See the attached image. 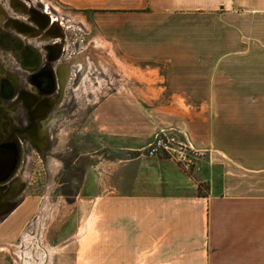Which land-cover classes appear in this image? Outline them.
Here are the masks:
<instances>
[{
	"label": "crops",
	"instance_id": "obj_1",
	"mask_svg": "<svg viewBox=\"0 0 264 264\" xmlns=\"http://www.w3.org/2000/svg\"><path fill=\"white\" fill-rule=\"evenodd\" d=\"M56 1L90 13L129 72L121 88L107 81L108 91L86 94L106 92L96 130L137 150L113 159L107 192L90 204L106 264H264V189L244 186L264 177V0ZM211 99L249 106L228 119L190 101ZM161 130L207 153L209 171L140 153ZM15 211L0 224L6 248L18 232ZM0 264H16L4 247Z\"/></svg>",
	"mask_w": 264,
	"mask_h": 264
},
{
	"label": "rangeland",
	"instance_id": "obj_2",
	"mask_svg": "<svg viewBox=\"0 0 264 264\" xmlns=\"http://www.w3.org/2000/svg\"><path fill=\"white\" fill-rule=\"evenodd\" d=\"M44 1L50 4L53 15L61 18L60 25L64 27L66 39L65 55L63 53V58H60L61 61L55 63L54 66L57 68L62 61L68 63L76 59L81 64L85 59L89 60L91 64L86 68V74L80 65L76 64L72 67L71 77L65 91L63 92L61 88V95L56 97L57 103L54 105L56 108L52 110L49 117L51 120H48L49 118L43 120V137L47 139V145L42 147L36 144L29 136L27 129L12 127V133L15 131L20 134L27 133L35 146L30 141H26V138L22 137L23 135L18 136L21 144L22 161H20L14 177L0 185L3 187L2 199H0V224L15 210L14 217L18 220V232L12 241L8 242L19 246V249L16 250L9 244L7 248H4L12 252L16 264H18V253L23 251L24 256H26L24 259L28 263L39 264L46 256L44 248L54 246L58 249L52 253L50 264H106L105 243L98 241L101 237L97 235L96 228L90 229V204L102 192H107V168L108 165H112L113 159L133 157L137 150H129L123 141L110 139L105 133L96 130L92 123L93 112L106 92L93 97H88L86 94L91 91H108L107 81H114L115 89L121 88L127 82L126 76L129 75V72L126 67H123L124 65L118 59L116 52L112 51L106 35L101 31L102 35L99 32L100 29L98 31L94 26L90 13L80 12L56 0ZM4 2L6 0H0V7L5 10L7 16L3 15V19L0 18V25H7L4 22L5 17L10 20L18 19L29 23L27 20L30 19V15L24 9L14 6L12 1L11 6L17 13L14 15L16 18L10 17L3 5ZM20 2L24 6L34 5L39 12L47 9L46 4L43 5L38 0H20ZM69 19L73 21V24H68ZM178 21L180 22V20ZM48 27L51 28L52 25L50 24ZM4 32L9 33L3 30L2 36ZM11 35L26 41L25 35L20 32L11 29ZM42 41L50 42L51 40ZM243 41L246 42L247 40L243 39ZM35 44L40 45L38 42ZM2 46L7 48L3 44ZM80 52H83V55L77 58ZM106 61H108L107 65ZM63 65L64 63L59 69L60 82ZM0 68L5 70L2 77L8 75L9 78L11 74H14L20 77L22 83L27 82L29 72L25 71L20 61L13 57L12 50L0 48ZM12 80L17 83L16 86L19 85L17 78L15 80L12 78ZM83 83L86 92L81 94L83 90L81 89L79 93L77 88ZM130 85L138 87V84L131 83ZM55 92L56 90L52 95ZM2 96L5 97L3 94ZM23 100L21 102L28 107L25 98ZM172 101V99H147L146 103L153 105ZM190 101H208L212 112L214 110L218 114L228 113V119L235 117L237 107L249 106L247 103L249 100ZM262 101L264 102V100H260V102ZM8 102L0 101V109H3L0 114L6 113L3 115L5 121L3 126H0V134L9 131L11 121L14 123L18 121L21 125L26 126L27 118L24 113L7 107ZM9 106L11 105L9 104ZM17 113L19 114L17 115ZM6 121L8 122L6 123ZM46 121L47 127L44 124ZM60 132H63V138L58 135ZM148 146L139 148L138 151L146 155L148 154ZM160 153H163V157L176 161L184 168L191 167L190 169H192L195 166L197 171H203V168H205V172L209 171L207 153H198L195 149H186L184 157H187V160L182 158V161H178L177 156L173 159L166 151ZM190 161L191 163H187ZM214 171H216L214 173L218 178L220 169L216 168ZM247 178L244 181V186L247 189L259 190L257 186L264 189V177L256 182L253 178ZM17 181H19L18 186L15 185ZM206 187V184H202L199 193L204 192ZM26 236L28 240L25 239ZM20 264L25 263L21 261Z\"/></svg>",
	"mask_w": 264,
	"mask_h": 264
},
{
	"label": "bare ground",
	"instance_id": "obj_3",
	"mask_svg": "<svg viewBox=\"0 0 264 264\" xmlns=\"http://www.w3.org/2000/svg\"><path fill=\"white\" fill-rule=\"evenodd\" d=\"M38 1L40 3H43V5L46 4L47 9L45 11L50 16L52 15V18H53L54 21H50V19H52L51 17L49 18V22L48 23H45V22L41 21L40 18H39V16L34 17V14H35V11L34 10L35 9L32 8L31 5H25L24 6V5L21 4V2L19 0H13L14 6H17V8L24 9L25 12L30 15V19H29L30 24L29 25H31L33 27V29L30 32L31 35H29V36L25 35V36H27V38H33L34 37V38H39L41 40H47V39L54 40V39H57L58 36H61L62 35V37L64 39L63 41H64V43H66V39H65V35H64V27L62 25H60L61 24L60 23L61 22V18H59V17L57 18L56 15H53L52 11L50 10V7L51 6H50L49 3H46L44 0H38ZM3 15H6L7 16V14H5V10L0 7V18L1 19H3ZM50 24L52 25L51 28L48 27ZM64 24H65V22H64ZM68 24H73V21H70V19H69L68 20ZM15 41L17 42V47H16V50L14 52H16V55H17V53L20 51V54H19L18 57L21 60L22 65L26 69H29L30 68L31 70H34V69L40 67V64H41L40 63L41 62V55H40L39 51L37 49H35V48L29 47L28 50H26V52L23 53L24 50H25V46H23L21 40L15 39ZM60 41H61V39H60ZM61 43H63V42H61ZM47 45L49 46V45H51V43H49ZM102 47H103V45H102ZM49 48L51 49L52 47H49ZM100 53H101V51H100ZM82 55H83V52L79 53V55H78L77 58H79V56H82ZM107 62L108 61H106V65H107ZM76 64L81 65L82 66V71L84 73L86 72V68L88 67V61L86 59L84 60V62L82 64L80 63V61H77V59L76 60H73L71 62H68V63H64L63 69H62V75H61L62 76V80L61 81H62V87L63 88L66 86L67 82L70 80L71 73H72V67L75 66ZM102 65H104V64H102ZM3 74H4V71L1 70L0 71V77H2ZM35 74L36 75H33V77H32L33 82L38 87L44 88L46 91H48V93H46V95L52 94V91L55 89L56 84H57L56 83V80H55V76H54V72H53L52 68H47V67L45 68L43 66ZM11 77L14 80L16 78L18 79V77H14V76H11ZM12 82L15 83V84H17L13 80H12ZM83 87H84V84H82L77 89V90H79L78 91L79 93L81 92V89L83 90L81 94H83L84 92H86V89L83 88ZM15 90H16L15 87L9 81H7V80L2 84V93L5 96L4 98H7V99L12 98L15 95ZM22 98L23 99L25 98V100H27V103H26V105L28 106L27 109H28L29 115L31 116V118L33 120V124L27 130L28 131V134L36 142V144H38V145H40V146L43 147V146L47 145V139L43 137V126H42V124L40 125L39 123H37L36 120L38 119L37 117L42 116L43 114H45V112L48 109H50V107L53 104L55 105L57 103V99L51 96L50 98L48 97L45 100H41L40 99V96H38V95L37 96L31 95L30 97H27V96H23L22 95ZM51 102H52V104H51ZM33 105L34 106L35 105L37 106V109L35 111H32V108L34 107ZM7 122L8 121H6V123ZM46 123H47V121L44 122L45 127H47ZM5 128H6V126H5ZM9 134L11 136H10V139H8V140H6L4 138L5 134H0V180H3L4 178H10V180H11L14 177V175L16 174V172H17L16 170H18L17 168L19 167L20 161H22V160H20V140L18 139V136L16 134V131L13 132V133L11 132ZM58 135L61 136V138H63V132L62 133L60 132ZM54 165H55V163H54ZM55 166H57V165H55ZM18 184H19V181H17V183H15L16 186H18ZM2 190H3V187H0V199H2V197H1L2 194H3L2 193ZM25 239L28 240V237L26 236ZM6 246H7L6 244L5 245L4 244H0V247H6ZM12 246H13V248H16V250L19 249V246H16L15 244H13ZM44 249L46 251V253H45L46 256L43 259V261L41 260L42 262L39 263V264H50L51 257H52V253L54 251H56L58 248L54 246V247H49V248L48 247H45ZM24 255H25L24 254V251L22 253H18V257H17L18 258V264H20L21 261H23L25 264H29L30 263V262L28 263V261L24 259V258H26V256H24ZM30 264H33V263H30Z\"/></svg>",
	"mask_w": 264,
	"mask_h": 264
},
{
	"label": "flooded vegetation",
	"instance_id": "obj_4",
	"mask_svg": "<svg viewBox=\"0 0 264 264\" xmlns=\"http://www.w3.org/2000/svg\"><path fill=\"white\" fill-rule=\"evenodd\" d=\"M13 0H6V2L3 3L4 7L6 8L8 14L10 17H14V15L17 13L15 10H13L12 8V2ZM20 1V0H19ZM8 4V6H6ZM30 5V4H28ZM32 8H34L35 10V14H34V17H37L39 16L40 20L45 22V23H48L49 22V18L51 17L49 14H47V12L45 10H43V12H39L34 5H31ZM12 9V10H11ZM48 15V16H47ZM16 18V17H14ZM29 22V20H27ZM50 21H54L53 19H50ZM4 22L7 24L6 26L4 25H0V48L2 49H7V50H12V54H13V57L17 60L20 61V64L22 66V68L25 70V71H28L29 72V76H28V79H27V82L26 83H22L21 79L19 76L17 75H14V74H11L10 77L8 78V75L7 76H4V77H1L0 78V101H9L8 102V106L9 108H12V110H16L17 112L19 111H22L24 113V115L26 116L27 118V122H26V126H23L21 125L20 122L17 121V123H14L11 121L10 123V129H8L9 131L5 133V139L8 140L10 139L9 137V134L10 132H12V126H15V127H19V128H23V129H29L31 127V125L33 124V120L31 118V116L29 115V112H28V109L27 107L24 105V103H22L21 101H24L23 98H22V95L23 96H27V97H30L31 95H35V96H40V99L41 100H45L47 99L48 97L50 98L51 96L56 98V97H59L61 95V88H60V81H59V69H60V66L65 63L64 61L60 62L57 66V68L54 66L55 63L61 61V59L63 58V53L65 55V52L66 51V47H65V43H64V39L61 36H58L57 39H54V40H51L50 42L48 41H42V40H38L37 38H29L27 39V36L31 35V30L33 29V27L29 23H26V22H23V21H20L18 19H9L8 17H5L4 19ZM11 29L14 30V31H17V32H20L24 35H27L25 36V42L21 40L23 46H25V50L23 53L26 52V50H28L29 47H32V48H35L39 51L40 55H41V64H40V67L34 69V70H31L30 68L29 69H26L23 65H22V62L21 60L19 59V54H20V51L17 53L14 52L16 50V47H17V42L15 41V39H18L14 36L11 35ZM5 30V31H8L9 33L7 32H4L3 33V36H2V31ZM1 36H2V44L4 46H6L7 48L3 47L2 44H1ZM11 36V37H10ZM61 39V41H60ZM20 40V39H19ZM15 42V43H14ZM38 42L40 43V45H36L35 43ZM56 44H55V43ZM63 42V43H61ZM30 43V44H29ZM51 43V45H46V44H49ZM29 44V45H28ZM63 44V45H62ZM46 45V46H45ZM15 50H14V48ZM49 47H52L51 49ZM48 49V50H47ZM49 52V53H48ZM62 57V58H61ZM61 58V59H60ZM58 60V61H57ZM68 61V60H67ZM48 62V63H47ZM47 63V64H46ZM45 64V65H44ZM47 67V68H52L53 72H54V76H55V80H56V87L55 89L52 91V93L56 90V92L52 95V94H48L46 95V93H48V91H46L44 88H41V87H38L34 82H33V75H36L35 73L38 72L40 70L41 67ZM3 69V68H0V70ZM3 71L5 72V70L3 69ZM33 71V72H31ZM3 76V75H2ZM11 76H14V77H18V83L19 85L16 86L15 83L12 82V78ZM9 81L14 87H15V95L10 98V99H6L2 96L1 94V87H2V83H4L5 81ZM23 93V94H22ZM66 94H67V90L65 92V97H66ZM4 95V94H3ZM64 97V98H65ZM26 103H27V100H26ZM9 104L11 106H9ZM52 104V102H51ZM34 106V105H33ZM32 106V107H33ZM56 108V106H54V104L50 107V109H48L45 114H43L42 116H39L37 117L38 119L36 120L37 123H39L40 125L42 124L43 125V120H46L50 115H51V112L52 110ZM37 109V106L35 105L33 108H32V111H35ZM3 110V109H2ZM2 110L0 109V111L2 112ZM19 113H17L18 115ZM3 115H6V113ZM0 114V126H3V123H4V116ZM46 115V116H45ZM50 119V118H49ZM48 119V120H49ZM10 122V121H9ZM9 128V127H8ZM17 136L19 135H23L22 137H25L26 138V141H30L32 144L33 142L29 139V136L27 133L25 134H20L18 132H16ZM19 139V138H18ZM34 145V144H33ZM35 146V145H34Z\"/></svg>",
	"mask_w": 264,
	"mask_h": 264
},
{
	"label": "built area",
	"instance_id": "obj_5",
	"mask_svg": "<svg viewBox=\"0 0 264 264\" xmlns=\"http://www.w3.org/2000/svg\"><path fill=\"white\" fill-rule=\"evenodd\" d=\"M165 151L169 153L173 159L177 156L178 161H182V158L187 160V157H184L186 151L185 145L179 141L175 135L168 134L165 130H161L149 144L148 155L154 156ZM187 163H191V161Z\"/></svg>",
	"mask_w": 264,
	"mask_h": 264
},
{
	"label": "water",
	"instance_id": "obj_6",
	"mask_svg": "<svg viewBox=\"0 0 264 264\" xmlns=\"http://www.w3.org/2000/svg\"><path fill=\"white\" fill-rule=\"evenodd\" d=\"M21 154H22V152H21V144H20V160H21ZM18 169V168H17ZM17 171V170H16ZM14 175V174H13ZM13 177V176H12ZM11 177V178H12ZM10 180V178H4L3 180H0V185H3L4 183H6L7 181H9Z\"/></svg>",
	"mask_w": 264,
	"mask_h": 264
}]
</instances>
